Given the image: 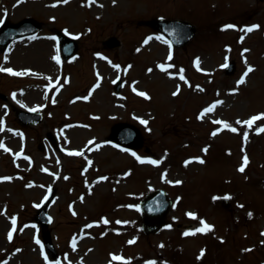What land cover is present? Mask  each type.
<instances>
[{"label":"rangeland","instance_id":"1","mask_svg":"<svg viewBox=\"0 0 264 264\" xmlns=\"http://www.w3.org/2000/svg\"><path fill=\"white\" fill-rule=\"evenodd\" d=\"M27 17L41 28L0 48V68L30 70L0 71V143L11 150L0 148V264H57L47 238L59 264H122L113 255L130 264L262 262L264 132L257 128L264 120L251 129L237 121L264 113V0H0L4 22ZM157 17L186 19L197 33L173 48L147 23ZM254 23L260 27L243 36L241 29ZM57 30L78 40L70 59L61 54ZM112 35L121 43L108 48L103 41ZM51 51L60 58L56 71H38ZM232 57L237 69L227 75L222 65ZM248 65L255 70L238 85ZM98 85L101 92H93ZM218 101L222 107L200 118ZM33 108L44 120L21 124L16 112ZM120 123L138 129V146L113 141ZM10 130L19 142L10 141ZM96 138L108 146L99 151ZM245 153L250 163L242 173ZM158 187L169 191L173 206L163 228L146 234L139 202ZM49 188L53 221L44 226L37 213ZM201 221L214 231L184 235Z\"/></svg>","mask_w":264,"mask_h":264},{"label":"water","instance_id":"2","mask_svg":"<svg viewBox=\"0 0 264 264\" xmlns=\"http://www.w3.org/2000/svg\"><path fill=\"white\" fill-rule=\"evenodd\" d=\"M152 23L157 29L166 33L176 46L184 45L189 42L196 31L195 27L191 23L183 20L157 19ZM39 28L40 25L33 19H26L20 23L14 24L7 22L0 31V45L4 47L12 39H15L16 37L21 35L35 32ZM60 39L63 42V52L66 57L70 56L74 51H76L77 43L74 39L61 34ZM108 43H110V45L112 46L116 45L118 41L112 38ZM233 69L234 63H232L228 67V72H232ZM18 116L24 123H38L43 119L42 113L20 112L18 113ZM126 130H130V132L126 134ZM116 138L118 141L124 142L129 145H137L140 139L138 132L134 128L129 126L118 127ZM52 195L53 191L50 193L49 197L46 200V204L41 208V211L38 214V219L44 224H49V222L51 221V217H49L46 212V205L50 201ZM170 206L171 200L168 198V194L163 189L152 192L147 196L145 200L142 201L141 207L143 209L145 219L144 226L148 232L156 231L158 229V227L163 222V218ZM154 218L158 219V222L155 224H150L149 220ZM47 246L51 254L57 258V251L50 240H47Z\"/></svg>","mask_w":264,"mask_h":264},{"label":"snow or ice","instance_id":"3","mask_svg":"<svg viewBox=\"0 0 264 264\" xmlns=\"http://www.w3.org/2000/svg\"><path fill=\"white\" fill-rule=\"evenodd\" d=\"M68 2H69V0H58V3L67 4ZM4 15L7 16V11L6 10H5ZM3 22L4 21L2 19H0V25H2ZM235 27H236L235 25H226L225 26V30L226 29H229V28H235ZM259 27H260V25L245 26L244 28L241 29V31H243L245 33H251L253 31L257 30ZM241 40H243V37H241ZM58 51H59V49L57 48V52ZM244 51L247 52L249 50L248 49H245ZM5 59H6V57H5ZM54 59L58 63L60 62L59 55H57L56 57H54ZM169 59H171V57H169ZM199 63H200L199 58H197L196 61H195V64H196L197 67H199ZM245 63L247 64V60L246 59H245ZM115 67H119V66L117 65ZM160 67H161L162 70L164 69V65H160ZM222 67H225L226 68V67H228V64L225 63L224 65H222ZM254 70L255 69L251 65H248V67H247L246 71L244 72L243 76L237 82L238 85L246 83V78ZM0 71H6V72H8V73H10L12 75H17V76L28 75L29 72H30V70H25V71H19V72H17V71H14L13 69H5V68H0ZM182 72H183V70H181L180 79L181 80H184L185 77L183 76ZM176 94H178V93H173V95H176ZM140 95H145L146 96L145 93H140ZM217 103H222V102L218 101ZM215 107H216V104H213L212 106H210L207 109H205L200 118H202L204 114L213 112L215 110ZM30 111L36 112V111H38V109L37 108H33V109H30ZM258 120H264V113H261V114H258L256 116H253V117H251L247 121H243V122L237 121V123L238 124L243 123L249 129H251L252 126H253V124L256 121H258ZM142 122L145 123V124H147V121H142ZM214 123L223 124L225 128H229L233 132L237 131L236 128L231 127L229 124H227L224 121H214ZM259 132H264V127H258L257 128V133H259ZM213 135H215V133H213ZM247 138H248L247 137V133H245V135H244L245 141H247ZM0 148H4L5 151H11L10 149H7L6 146L3 143H0ZM204 151L206 152L207 151V148H205ZM69 154H71V155H82L83 153H81V152H73V153H69ZM137 159H139V157ZM196 159L198 160L199 163H204V160L203 159H201V158H196ZM140 162L143 163L145 161L141 160ZM147 162L154 163V164H159L160 163V161H147ZM189 162L190 161L186 162V164L189 163ZM249 163H250L249 158H248L247 154L245 153V155L243 156L242 165L240 166V168L238 170L243 173L245 171L246 167L249 165ZM4 179H10V178H4ZM101 179H106V178H101ZM176 183H181V182L180 181H177ZM31 186H32L31 184L28 185V187H31ZM49 191H51V189H49ZM241 207H243V206L241 205ZM188 215L191 218H193V219L196 218V216H195L194 213H188ZM251 215L252 214L249 213V216L250 217H251ZM103 223L107 224L108 221L105 219L103 221ZM200 223L202 225L200 228H197L195 230H192L191 232H185L184 235H195L196 233H208V232L214 231V226L213 225L208 224L206 221H201ZM12 225H13V227H12L11 231L8 234V238L10 240L12 239L13 233H15V231H16V227H15V225H16V219L15 218H12ZM262 235H264V233H262ZM36 242L39 243V240H37ZM129 243H133V241H129ZM73 247H75V244H73ZM160 247H163V245H160ZM245 251H250V249H246ZM203 255H204V250H201V253L197 257V259H202L203 258ZM45 259H47L46 256H45ZM112 261H121L122 264H130V262L125 261V259L122 256L113 255L112 256ZM110 264H111V262H110ZM151 264H155V262H151Z\"/></svg>","mask_w":264,"mask_h":264},{"label":"bare ground","instance_id":"4","mask_svg":"<svg viewBox=\"0 0 264 264\" xmlns=\"http://www.w3.org/2000/svg\"><path fill=\"white\" fill-rule=\"evenodd\" d=\"M47 49H49L48 46L43 51H46ZM54 57H56L55 52L54 51L49 52V54L46 58V61L44 62V64H42L43 68L42 69L38 68V71H44V72H47L49 74L54 73L56 71V67H57V61L54 59ZM110 69H112L113 71L115 70V68L113 66H110L109 69H107V71H110ZM97 92H101L100 87L97 88ZM223 103H224V101L222 103H218V106H216L215 108L222 107ZM207 114H209V113H207ZM9 134H10V141H12L13 143L19 142V136L16 132L10 130ZM91 142L97 143V148L99 149V151H102L103 149H105V147L108 146L107 140L102 139V138L93 139V140H91ZM48 171H50V170L48 169ZM100 183H102V181L100 179H98L97 181H95L94 185L99 186ZM82 239L83 238H81V240Z\"/></svg>","mask_w":264,"mask_h":264}]
</instances>
